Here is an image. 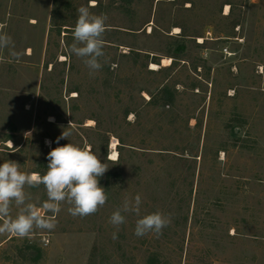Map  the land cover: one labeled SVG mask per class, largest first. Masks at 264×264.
Instances as JSON below:
<instances>
[{
	"label": "rangeland",
	"instance_id": "obj_1",
	"mask_svg": "<svg viewBox=\"0 0 264 264\" xmlns=\"http://www.w3.org/2000/svg\"><path fill=\"white\" fill-rule=\"evenodd\" d=\"M0 264H264V0H0Z\"/></svg>",
	"mask_w": 264,
	"mask_h": 264
},
{
	"label": "bare ground",
	"instance_id": "obj_2",
	"mask_svg": "<svg viewBox=\"0 0 264 264\" xmlns=\"http://www.w3.org/2000/svg\"><path fill=\"white\" fill-rule=\"evenodd\" d=\"M226 9H228V8H226ZM152 69H156V67L153 65L152 66ZM114 147H115V144H112V148L114 149ZM116 151H114L112 154H111V159H115V157H116Z\"/></svg>",
	"mask_w": 264,
	"mask_h": 264
},
{
	"label": "water",
	"instance_id": "obj_3",
	"mask_svg": "<svg viewBox=\"0 0 264 264\" xmlns=\"http://www.w3.org/2000/svg\"><path fill=\"white\" fill-rule=\"evenodd\" d=\"M184 50V46H178L175 50H174V54H179L180 51Z\"/></svg>",
	"mask_w": 264,
	"mask_h": 264
}]
</instances>
